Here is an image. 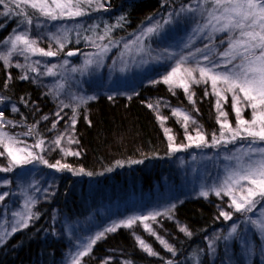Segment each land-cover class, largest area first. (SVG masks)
I'll use <instances>...</instances> for the list:
<instances>
[{
	"label": "rangeland",
	"instance_id": "1",
	"mask_svg": "<svg viewBox=\"0 0 264 264\" xmlns=\"http://www.w3.org/2000/svg\"><path fill=\"white\" fill-rule=\"evenodd\" d=\"M7 2L8 0H6ZM84 6H90V9L87 10L91 12L106 13L110 9L111 3L104 0H98L97 3V0H93L91 5ZM214 7L210 2L206 3L205 0H190L177 9L169 8L167 11L151 17L138 31L121 39L109 40L103 35H91L87 39V50L83 53L69 47L71 44H78L80 29L83 24L88 23L84 15L63 16L52 20L40 15L37 10L31 9L27 5L21 4L20 8H16L15 5L9 4L10 12L22 15L21 19L25 18L26 12L32 14L29 17L32 19V24H26L24 21L20 23L17 30L0 44V56L7 55L11 51V38L24 31L28 32L29 39L36 40V48L57 51L58 55L47 57L31 52L21 54L20 49H23L24 45L18 44L17 50L12 52L9 62L5 63L3 59H0V62L8 69L18 70L22 77H27L24 78L26 81L36 85L48 95V99L54 104L57 113H60L59 117L55 115V123L58 121L62 125L54 130L53 127H50L45 131L43 137L34 139V136L36 137L35 130L0 117V132H6L15 137L18 141L15 147H27L34 154L43 156L50 164L59 161L61 164L68 165V160L73 155H66L65 149L74 151L72 149L74 143H69V139H74V127H76L81 109L101 98L112 100L117 97H125L131 99L142 95L147 88L157 90L160 87L172 94L174 90H179L180 93L186 94L188 99L191 94V102L195 100L200 89L206 98L213 99L215 108L216 101L220 99L222 108L219 110L216 108L217 118L224 120V117L219 116V111H225L227 121L235 128L237 116L231 93H224L227 96L225 101L213 94L210 81L200 84L189 82V92L187 93L180 87H173L163 82L164 77L175 66L181 55L187 56L189 53H196L197 49L203 48L206 44L214 45V53L222 52L227 48V39L231 33H219L214 40H209L207 30L204 32L194 31L200 24L205 23L207 13L213 11ZM181 9L185 11L182 12ZM189 9L195 11H188ZM6 12L9 13L8 9L4 5H0V13ZM157 25L160 27L155 32H147L148 28H156ZM102 36L104 39H100ZM54 37H59L60 43L64 44L63 49H60V44ZM221 40L225 42L221 44ZM105 45L108 50L101 52ZM77 50L80 53L75 59L66 55L68 51ZM196 56L201 66L207 65L208 62L203 60L201 54L196 53ZM214 58L218 59V57ZM86 59H91L93 63L85 65ZM65 60L68 61L67 64H64ZM37 61L39 63H36ZM184 66L195 67L196 64L190 58ZM72 68H76L77 71H71ZM49 69H51L52 75L48 74ZM216 71H224V69L219 68ZM41 73L44 74L41 75ZM195 75L199 79V74L195 73ZM219 86L223 87V85ZM145 98L147 105H152L150 108L155 113L164 133L165 129L170 130L168 134L165 133L168 143L186 146L180 151L170 152L172 164L169 169L161 171L159 179L153 180L147 190L135 192L131 181L127 187L117 183L119 192L114 196L109 195L99 203L95 202L93 207L91 201L96 196L92 199L89 196L93 195L95 187H91V185L96 186V182L89 179L88 174H83L79 170H57L49 168L37 160L31 164L16 166L10 172L0 171V194L8 193L5 199L0 201V245L24 228L20 227L16 232L11 231V226L19 220V217L13 214L27 211L26 205H28L31 212L35 213L34 217L28 221L29 225L36 217L37 205L40 202H50L57 195L59 175L61 177L64 175L78 180L75 192L80 198L87 197L90 203L86 204V209L81 215L74 218H70L58 210L53 211V228L63 244L64 253L63 259L58 264H74L77 258L81 263L85 257L92 253L98 242L120 229L131 231L138 243L143 240L148 247L150 244L146 238H152L159 243L163 240L170 246L163 239L165 236L161 231L164 229V220H174L176 207L187 200L210 199L211 197L216 198L220 203L219 214L221 211L232 213L230 220H225L220 215L224 226L207 238L212 263L264 264V230L250 223V221L264 222V201L258 203L251 212H236L234 207H230L231 196L225 195L223 192L218 196L213 190L220 187L229 172L238 167L235 157H242L249 146L264 147V142H252L249 138L237 139L231 143L222 142L214 146L197 147L186 139V136L189 133L195 136L196 130L200 129L205 134L208 145H212L213 135L219 137L222 131L219 123L218 131L207 132L202 122L185 110L170 105L165 99L153 95H148ZM228 106L232 109V117L228 114ZM176 110L190 116L191 120L187 124V130L183 116L174 114ZM169 116L183 130V140H178L174 134L169 125ZM242 118L252 119V110L246 105L243 107ZM73 120L76 121L74 126ZM30 130L31 134H26ZM169 135L173 137V140L168 139ZM226 136L230 139L227 133ZM58 137H63L59 147L54 143ZM40 141H43V145L36 147L35 145ZM0 152H4L3 145H0ZM9 163L10 157L5 152L0 156V168L9 166ZM57 171L71 174H58ZM241 183L246 182L242 181ZM88 187H90L89 190ZM139 187L141 186L139 185ZM235 187L238 189L239 185ZM205 191L208 192V195H201ZM236 195H239V192ZM153 214H156L155 219L137 220L131 227L123 226L121 223L133 217H150ZM145 224L149 225L151 231L145 228ZM113 225L120 226L115 232H105L104 237L92 246L86 256L77 257L78 252L83 250L81 245L86 244L90 239H94L97 233L104 232L105 229ZM234 225L236 232L231 233ZM193 255L188 258L189 262L197 260L196 253Z\"/></svg>",
	"mask_w": 264,
	"mask_h": 264
},
{
	"label": "trees",
	"instance_id": "2",
	"mask_svg": "<svg viewBox=\"0 0 264 264\" xmlns=\"http://www.w3.org/2000/svg\"><path fill=\"white\" fill-rule=\"evenodd\" d=\"M104 1L111 3L106 13L91 12L87 10L90 6L82 5L88 23L80 29L78 44H71L69 48L84 53L91 35H103L109 40L121 39L138 31L151 17L169 8L177 9L190 0ZM21 17L11 12L7 15L0 13V44L23 23L25 18ZM200 91L191 102L179 90L172 94L163 87L157 90L147 88L142 95L131 99L101 98L80 110L74 127V141L77 142H73L72 148L79 155H73L68 165L71 170L83 169L81 173H91L88 178L96 182V186L91 185L95 191L89 196L91 199L96 196L91 201L92 207L95 202L119 192L117 183L127 187L131 181L135 192L147 190L153 180L159 179L161 171L169 169L172 164L167 137L155 113L147 105L146 96L161 97L170 105L185 110L202 122L207 132L219 130L214 101ZM0 112H3L4 119L35 130L34 139H38L53 127L57 109L48 95L22 78L18 70L8 69L0 62ZM228 112L232 117L230 106ZM168 121L178 140H183L180 126L170 116ZM61 125L56 123L52 129ZM59 176L58 193L54 199L40 202L35 219L0 245V264H58L63 259V244L53 228V211L58 210L74 218L82 214L90 201L85 196L80 198L75 192L77 179ZM219 205L213 197L187 200L178 205L174 220H164V229H161L165 236L163 239L170 244L172 251L158 241L146 238L156 253L150 255L140 247L131 231L120 229L98 242L80 264H213L207 238L224 226ZM194 253L197 260L189 262L188 258Z\"/></svg>",
	"mask_w": 264,
	"mask_h": 264
},
{
	"label": "snow or ice",
	"instance_id": "3",
	"mask_svg": "<svg viewBox=\"0 0 264 264\" xmlns=\"http://www.w3.org/2000/svg\"><path fill=\"white\" fill-rule=\"evenodd\" d=\"M93 0H0V5H4L10 12L9 4L15 5L16 8H20L21 4L29 6L31 9L37 10L42 16L49 17L52 20H56L63 16L76 17L84 15L82 5H91ZM206 3L214 5L213 11L207 13L205 17V23L200 24L195 32H204L207 30L208 39L214 40L215 36L219 33H231L227 39V48L219 53H214V45L206 44L203 48L197 49L196 53L202 55L203 60L207 61V65L201 66L199 59H197L196 53H189L187 56L181 55L171 71L164 77L163 82L173 87H180L184 92H189V82L194 84L211 82V88L213 94L227 100V96L224 93H231L234 101L233 107L237 116V124L234 128L230 122L227 121V113L223 110L219 111V116L224 117V120H219L220 132L219 137L213 135L212 145H208L207 138L202 130L197 129L196 135L188 134L186 139L194 143L197 147L214 146L219 145L222 142L231 143L237 139H249L252 142H264V0H205ZM98 3V0H97ZM54 6V7H53ZM184 12V9H181ZM188 11H195L189 9ZM8 12L5 13L7 15ZM24 23L32 24V19L25 13ZM148 28V33H153L159 28ZM110 31V30H109ZM60 44V49L64 48V44L60 43L59 37H54ZM66 39V38H65ZM104 39V37H100ZM225 41L221 40L223 44ZM11 51L4 56H0L5 63L9 62V58L12 52L17 50L18 44H23L24 48L20 49V53L31 52L33 54L39 53L42 56L53 57L58 55L57 51L47 50L43 48H36V40L29 39L28 32L24 31L21 34H17L14 38H11ZM127 47V45H125ZM108 47L105 45L101 52L107 51ZM76 53L68 51L67 56L71 57ZM214 57H218L214 58ZM193 60L196 64L195 67H185L184 65L189 62V59ZM27 59V57H25ZM238 61V62H237ZM36 63H39L37 61ZM68 61L65 60L64 64ZM93 61L86 59L85 65H91ZM22 66V65H20ZM230 66V67H229ZM223 68L224 71H216V69ZM35 70V69H31ZM71 71H77L76 68H72ZM195 73L199 74L197 79ZM44 73H41L43 75ZM48 74L52 75L51 69L48 70ZM27 78V77H22ZM219 85H223L220 87ZM208 94L207 92L205 93ZM241 94H243L241 96ZM189 100L192 101V95H189ZM81 102L83 100L81 99ZM194 102V101H193ZM249 107L252 110V119L242 118V111L244 106ZM67 107V105H64ZM152 107V105H149ZM216 108L219 110L222 108L220 99L216 101ZM175 115L183 116L185 128L187 130V124L191 120L190 116L176 110ZM3 112H0V117H3ZM57 117L60 113H56ZM47 119V117H45ZM62 119V117H61ZM194 123V121H192ZM58 123V121H57ZM76 121L73 120L72 124L75 125ZM56 127V123L53 124V128ZM170 130L165 129V133L168 134ZM226 133L230 136V139L226 136ZM31 134V130L29 133ZM63 137H58L54 143L59 147ZM171 141L173 137L168 136ZM77 142L70 138L69 143ZM18 143L15 137L10 136L6 132H0V145H3L4 152H0V156L4 155L10 157L9 166L0 168V171L10 172L16 166H23L33 163V161H39L49 168L64 170L70 169L67 164H61L57 161L55 164H50L43 156L34 154L27 147L19 148L15 147ZM43 141H40L36 147H41ZM191 146V145H187ZM185 145L169 144V148L172 152L180 151ZM66 155H79L78 152H71L65 149ZM247 157V159H244ZM238 161V167L229 172L223 184L213 189L216 195H221L223 192L225 195L231 196L230 207H234L236 212H251L253 208L260 202L264 201V147H251L244 152L242 157H235ZM83 172V169L80 170ZM91 175V173H88ZM242 181L246 183H241ZM239 185L237 189L235 186ZM239 192V195L236 193ZM8 193L0 194V201H3ZM201 195L207 196L208 192H202ZM34 203V201H32ZM27 211L23 213H14L13 215L19 217V220L11 226V231L16 232L20 227H27L28 221L31 220L35 213L31 212L28 205ZM155 215L152 216H140L133 217L127 221L121 222L123 226L131 227L137 220L146 221L148 219H155ZM221 216L225 220L232 218V213L221 211ZM254 226L261 230H264V222L258 223L257 221H250ZM120 225H113L105 229L104 232L96 234L94 239H90L86 244L81 245L82 251L78 252L77 257L86 256L92 246L101 238L104 237L105 232H115ZM146 229L151 231L149 225H144ZM184 229H182L183 231ZM236 232V226L231 229V233ZM230 233V235H231ZM155 234V233H153ZM169 251H172L171 247L167 245L163 240L160 241ZM140 246L148 252L150 255H156V253L148 247L143 240L140 242ZM74 264H80L79 258L74 261ZM171 264V262H170Z\"/></svg>",
	"mask_w": 264,
	"mask_h": 264
},
{
	"label": "water",
	"instance_id": "4",
	"mask_svg": "<svg viewBox=\"0 0 264 264\" xmlns=\"http://www.w3.org/2000/svg\"><path fill=\"white\" fill-rule=\"evenodd\" d=\"M73 52H75L76 54L71 56V57H72V59H75L79 55L80 51L77 50V51H73Z\"/></svg>",
	"mask_w": 264,
	"mask_h": 264
}]
</instances>
